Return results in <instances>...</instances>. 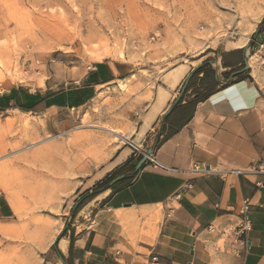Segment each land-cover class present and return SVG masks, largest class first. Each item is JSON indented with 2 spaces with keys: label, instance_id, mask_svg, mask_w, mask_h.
<instances>
[{
  "label": "rangeland",
  "instance_id": "rangeland-1",
  "mask_svg": "<svg viewBox=\"0 0 264 264\" xmlns=\"http://www.w3.org/2000/svg\"><path fill=\"white\" fill-rule=\"evenodd\" d=\"M258 29L264 0H0V96L84 87L98 63L121 75L79 108L0 113V185L14 211L0 218V264H47L63 228L108 186L118 149L152 145L135 141L136 128L168 75L243 47L264 103Z\"/></svg>",
  "mask_w": 264,
  "mask_h": 264
},
{
  "label": "crops",
  "instance_id": "crops-1",
  "mask_svg": "<svg viewBox=\"0 0 264 264\" xmlns=\"http://www.w3.org/2000/svg\"><path fill=\"white\" fill-rule=\"evenodd\" d=\"M258 40L264 41V32ZM242 49L224 50L218 66H211L218 87L196 105L191 120L180 128V122H165L160 134L162 118L175 98L173 91L187 73L179 69L165 77L166 88L148 106L135 133L141 147L148 139L152 145H147L146 150L154 149L153 158L165 170L147 163L135 176L134 172L121 175L131 181L116 191L108 189L98 194L78 215L72 230L48 249L47 264H153L154 259L158 264H264V175H227L264 164L262 87L250 70L243 73L244 78L236 77L241 74L236 53ZM118 76L116 68L98 63L84 87L50 96L16 90L10 105L31 111L5 112L79 108L95 97L96 88L115 82ZM90 77L99 85L89 83ZM171 130L176 133L164 140L166 131ZM139 158L130 148H119L104 178L130 162L128 171ZM203 168L209 172L196 171ZM258 182L263 187L257 188ZM247 197L252 200L253 221L248 255L240 261L228 250L215 253L219 238L209 233V227L234 226L240 202ZM13 214L0 185V218L8 219Z\"/></svg>",
  "mask_w": 264,
  "mask_h": 264
},
{
  "label": "trees",
  "instance_id": "trees-1",
  "mask_svg": "<svg viewBox=\"0 0 264 264\" xmlns=\"http://www.w3.org/2000/svg\"><path fill=\"white\" fill-rule=\"evenodd\" d=\"M241 51H238L236 53V56L239 57V63L241 64L240 67L242 66V58H241ZM225 67H228L226 63H224ZM238 79L244 78V74H240L236 76ZM90 82L91 84L94 85H99L97 81H93L92 78L90 77ZM218 85L215 81V71L212 69L211 66H205L201 68L197 74L194 76L193 80L190 83V86L186 92L185 97L181 101V103L175 108V110L166 118L165 122L166 124H176L177 122H180V127L184 126L186 123H188L194 113L195 107L198 103L206 100L208 97H210L217 89ZM15 91L11 92L8 95H3L0 96V103L4 105L0 106V112H5L7 110H12V109H19L21 111H26L29 112L31 110H26L24 107L16 106V105H10L11 102H13L14 99V94ZM189 93H192L190 96L193 97L194 99L190 100ZM39 104H36V106ZM175 122V123H173ZM178 130V129H177ZM165 133V130L163 132V135ZM176 131L171 130L170 132L167 133L166 131V136L164 137V140L170 138L173 134H175ZM142 157H140L136 163L141 160ZM130 162H128L124 167H122L120 170L116 171L113 175H110L103 179L100 183L99 186H104V185H109L114 179L117 177L128 173L132 174L135 170L136 165H133L130 167V169L127 171V166H129ZM131 181V178H126L123 181H120L118 184H116L114 187L111 189L113 191H116L120 187H122L125 183H128ZM95 198V197H94ZM93 198V199H94ZM83 207V205H82ZM81 209V208H80ZM79 211V210H78ZM68 230L65 232L64 237L67 235ZM63 237V238H64Z\"/></svg>",
  "mask_w": 264,
  "mask_h": 264
},
{
  "label": "built area",
  "instance_id": "built-area-1",
  "mask_svg": "<svg viewBox=\"0 0 264 264\" xmlns=\"http://www.w3.org/2000/svg\"><path fill=\"white\" fill-rule=\"evenodd\" d=\"M260 48H264V42L260 44ZM264 66V65H262ZM250 70L252 71V67L250 65ZM129 148L132 150L134 154H139L140 157H143L146 154V151H142L139 146L135 143H127ZM147 163H152L155 168L165 170V167L158 163L153 155L148 157ZM198 173L207 174L209 171L206 169L198 170ZM264 175V164L258 165L255 169L241 171L235 170L228 172L227 175L234 176H247V175ZM257 188L263 187L261 182L255 184ZM251 209H252V200L247 197L241 200L239 209H238V221L234 226L222 228L221 226L211 225L208 229L211 235H217L219 238V242H217L214 247V252H225L228 250L231 256L236 259L243 261L244 258L248 255L250 246L248 243V235L253 230V221L251 217ZM153 264H158V260L154 259ZM192 264V263H190ZM239 264H244L243 262Z\"/></svg>",
  "mask_w": 264,
  "mask_h": 264
},
{
  "label": "water",
  "instance_id": "water-1",
  "mask_svg": "<svg viewBox=\"0 0 264 264\" xmlns=\"http://www.w3.org/2000/svg\"><path fill=\"white\" fill-rule=\"evenodd\" d=\"M260 34V29H258L254 35V39L257 40L258 36ZM218 61L216 60H209V61H206L204 63H202L200 66H198L197 68L193 69L191 71V73L187 76L181 90H180V93L178 95V97L175 99V101L170 105V107L168 108V110L166 111V113L164 114L163 118H162V125H161V131H160V134L162 133V130H163V127H164V124H165V120L166 118L173 112V110L181 103V101L183 100V98L185 97L186 95V92L190 86V83L191 81L193 80L194 76L197 74V72L205 67V66H212V67H216L218 66ZM250 70V67H249V64H248V58L245 57L244 58V69H242L239 73L243 74V73H246ZM154 154V149H150L146 152V154L141 158V160L138 162V164L136 165L135 167V170H134V174L133 176L137 175L139 171L142 170V168L147 164V160H148V157L153 155ZM127 176H120L116 179H114L107 187L105 190H108V189H111L112 187H114L116 184H118L120 181H122L123 179H125ZM98 191L96 192H91L89 194H87L86 196H84L80 201H78V203L76 204L75 206V209L78 208L85 200L89 199L90 197H92L93 195L97 194ZM68 229V225H66L60 236L58 237V239L55 241L54 243V246L57 245V243L63 239L64 237V234L65 232L67 231Z\"/></svg>",
  "mask_w": 264,
  "mask_h": 264
},
{
  "label": "bare ground",
  "instance_id": "bare-ground-1",
  "mask_svg": "<svg viewBox=\"0 0 264 264\" xmlns=\"http://www.w3.org/2000/svg\"><path fill=\"white\" fill-rule=\"evenodd\" d=\"M248 64H249V60H248ZM182 72V71H181ZM175 74V73H174ZM174 76V75H173ZM181 76V75H180ZM171 77V76H170ZM182 77V76H181ZM171 78H173V77H171ZM170 78V79H171ZM173 81V80H172ZM166 82V81H165ZM175 84H176V81L174 82ZM165 84H168V86H169V84L170 83H165ZM171 85V84H170ZM174 85V84H173ZM175 86V85H174ZM176 87V86H175ZM110 132H113L114 134H117L118 135V133L117 132H115V131H112V130H110ZM120 137V136H119ZM121 138H125V136H121ZM62 246H65V242H62Z\"/></svg>",
  "mask_w": 264,
  "mask_h": 264
}]
</instances>
